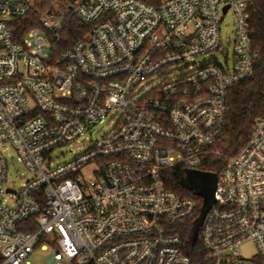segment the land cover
<instances>
[{
    "label": "built area",
    "instance_id": "obj_1",
    "mask_svg": "<svg viewBox=\"0 0 264 264\" xmlns=\"http://www.w3.org/2000/svg\"><path fill=\"white\" fill-rule=\"evenodd\" d=\"M70 1L24 33L34 0H0V264H30L39 245L50 264H264V114L237 153L219 147L231 90L263 55L256 0ZM230 13L233 58L222 62ZM72 17L89 34L60 50ZM106 121L108 134L55 163L56 149ZM10 149L31 174L18 190ZM216 160L226 164L193 260L182 231L203 205L169 188V172L215 173Z\"/></svg>",
    "mask_w": 264,
    "mask_h": 264
},
{
    "label": "trees",
    "instance_id": "obj_2",
    "mask_svg": "<svg viewBox=\"0 0 264 264\" xmlns=\"http://www.w3.org/2000/svg\"><path fill=\"white\" fill-rule=\"evenodd\" d=\"M148 5L157 6L162 0H143ZM70 0H34L33 10L29 15L21 20L22 32H26L31 28L40 26V14L47 11H54L58 7L69 4ZM251 28L252 37L256 45L262 50L263 55L257 64L253 77L237 86L230 93V105L232 111L228 117L227 127L223 137L219 142V147L227 155L237 153L242 146L247 142L252 131L253 124L257 117L264 114V0H256L251 10ZM89 26L81 22L77 17H72L65 30L62 33L59 41L60 50L68 49L75 43L84 39L89 34ZM217 165L208 167L217 174H220L223 165L226 164L223 160H216ZM168 181V186L178 192L187 195L195 196L198 200L199 209L203 205V199L194 191L184 188L182 182L187 178V171L183 168L171 170ZM188 191H186V190ZM33 223V222H32ZM194 221L184 223L182 236L188 239L193 235ZM31 231L37 230V227L32 226ZM196 249L201 251V243L197 238L191 249L185 250L193 260L198 257Z\"/></svg>",
    "mask_w": 264,
    "mask_h": 264
},
{
    "label": "rangeland",
    "instance_id": "obj_3",
    "mask_svg": "<svg viewBox=\"0 0 264 264\" xmlns=\"http://www.w3.org/2000/svg\"><path fill=\"white\" fill-rule=\"evenodd\" d=\"M66 5L69 4H65L60 7H64ZM221 37L222 50L218 53V57L222 62H224L225 57L228 56L231 61L233 58V43H230V41L234 38V18L231 13L228 14L225 20L221 23ZM199 60H201V58ZM110 131L111 128L108 127V121L97 125L92 134L84 137V139L77 141L72 145L56 149L52 154L55 159V163H62L72 160L75 153L83 151L86 145L90 144L91 140H96L101 136L108 134ZM6 156L9 165L7 186L13 187L18 190L27 182V180L31 177V174L25 167V165L19 161L18 155L15 150L10 149L9 151H7ZM91 172L92 167H89L85 173L86 175H90ZM242 252L248 257L252 256L256 252L255 244H246L242 248ZM53 256L54 251L51 248L43 249L42 246L39 245L35 248L34 252L29 256L27 261L30 264H50Z\"/></svg>",
    "mask_w": 264,
    "mask_h": 264
},
{
    "label": "water",
    "instance_id": "obj_4",
    "mask_svg": "<svg viewBox=\"0 0 264 264\" xmlns=\"http://www.w3.org/2000/svg\"><path fill=\"white\" fill-rule=\"evenodd\" d=\"M226 11L227 8H225L224 12ZM217 184L218 175L216 173L200 171H188L187 178L182 182L184 188L194 191L203 199L200 215L194 224L193 235L187 241L189 245L197 239L207 213L216 203L215 192Z\"/></svg>",
    "mask_w": 264,
    "mask_h": 264
}]
</instances>
